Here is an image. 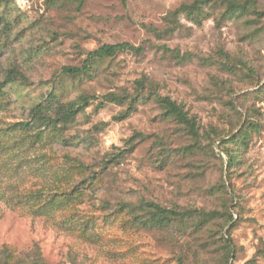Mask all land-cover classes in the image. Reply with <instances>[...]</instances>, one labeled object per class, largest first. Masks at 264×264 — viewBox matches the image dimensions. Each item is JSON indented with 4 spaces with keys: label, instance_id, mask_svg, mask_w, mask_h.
Segmentation results:
<instances>
[{
    "label": "rangeland",
    "instance_id": "374dc122",
    "mask_svg": "<svg viewBox=\"0 0 264 264\" xmlns=\"http://www.w3.org/2000/svg\"><path fill=\"white\" fill-rule=\"evenodd\" d=\"M193 1L87 0L79 7L74 0H0V80L11 67L27 78L0 96V138L9 122L30 119L52 92L65 101L133 93L143 77L183 102L201 126L197 141L155 98L125 119L117 117L127 106L96 110L97 100L64 141L29 150L32 166L48 170L17 167L19 159L0 148V247L27 258L39 249L47 264H226L225 238L234 249L230 264H264V0H237L251 9L233 17L224 16L227 3L217 0L205 8L202 25L183 13L171 16ZM120 42L145 51L102 59L91 76L63 73L64 66H81L91 50ZM249 119L259 127L229 174L220 136ZM138 133L144 138L128 152ZM161 148L171 151L166 161ZM79 182L70 198L59 196ZM41 189L47 196L59 192L44 213L36 210L45 201L26 198ZM19 194L17 203L12 196ZM145 201L177 210L229 208L235 220L136 227L122 205Z\"/></svg>",
    "mask_w": 264,
    "mask_h": 264
},
{
    "label": "trees",
    "instance_id": "16d2710c",
    "mask_svg": "<svg viewBox=\"0 0 264 264\" xmlns=\"http://www.w3.org/2000/svg\"><path fill=\"white\" fill-rule=\"evenodd\" d=\"M78 3L79 7H82L87 0H74ZM217 0H194L191 3L183 2L176 10L171 13L172 17H177L179 14H185L189 19L194 21L198 25H202L203 21L206 19L205 8L214 5ZM227 3V9L224 12V16L233 17L243 15L251 9V6L247 3H242L237 0H223ZM255 13H259L255 11ZM262 15V12L259 13ZM153 32L159 33L157 28H150ZM169 29V28H168ZM171 30V28H170ZM174 30L172 28L171 32ZM124 51H135L137 53H142L145 48L140 46H135L129 42L120 43H105L95 50L88 52V56L81 66L68 65L63 67V73L65 75L78 77V76H91L96 69L97 64L105 58L114 57L120 52ZM18 80L27 82L25 75L18 70L16 67H11L8 71L7 76L0 80V96L6 94V88ZM147 78L143 77L136 82V88L133 93L124 91L118 92H108L102 97L82 94L79 98L71 101H65L62 97L55 92H52L45 101L36 104L31 109L30 119L20 120L17 122H9L6 127H4L3 135L0 138V148L2 150H7V152L12 157L19 159L17 167L25 164L29 165L31 169L38 172H42L43 169L48 170V165L43 164L42 169L37 168L31 163V155L29 150L37 151L41 147H51L55 142H62L66 139L65 134L71 129V127L77 121L78 116L86 111V108L93 105V101L99 100L96 105V110L106 107L109 103H117L120 105L127 106V110L117 119H125L130 114L138 108V104L141 101H148L150 98H155L158 104L163 109V114L167 117L174 118L177 122L186 127L193 138L197 141L201 138V126L195 115H191L186 109L183 102H178L167 95H161L154 84L148 86ZM22 82V83H23ZM258 124L254 120L245 123L239 131H231L225 136H220L222 138L219 143V148L225 152L227 156L229 174L232 169L236 168L238 164L242 163L245 158V153L250 147L251 135L254 130L258 129ZM144 136L140 133L135 134L128 140L129 150L132 151L136 143L142 140ZM188 149H191L189 147ZM15 150V153H13ZM212 151L220 159L221 156L213 148ZM25 154H24V153ZM161 153L164 161L167 157L171 155V151L166 148L163 150L161 148ZM123 152L119 154L121 157ZM38 158L42 157L45 159L47 154H41L36 156ZM118 157V156H117ZM48 161V160H47ZM81 163V162H80ZM79 165H82L79 164ZM224 190L227 191L225 187V182H223ZM83 186L82 182L75 183L70 190L60 189V191L65 190L59 194L64 198H70L76 191L80 190ZM57 192L54 195L49 194L47 196L46 190L41 189L37 192L29 194L26 198L30 202L34 199L45 201L46 203L37 206L38 213L46 212V205L48 203H54L56 199ZM22 194L12 196V200H16L17 203L22 202L23 198L20 197ZM19 196V198H17ZM2 197V196H1ZM4 198V196L2 197ZM234 201V199H232ZM122 210L126 211L131 216V221L136 227H143L147 229H163L170 227L175 221L186 222L188 220L193 221L195 226H207V224L216 219H223L225 226L229 222L235 220L234 214L229 210V208L223 212L218 211H204L197 209L188 210H177L175 208L166 207L158 202L145 201L140 204L124 203L122 205ZM224 238V237H223ZM226 247L225 251L227 253L226 264L229 263V258L232 255L233 248L229 239H225ZM37 254L33 257H24L18 254L17 251L9 246L5 245L0 247V264H47L41 254V251L37 249ZM180 264H184L182 259Z\"/></svg>",
    "mask_w": 264,
    "mask_h": 264
}]
</instances>
